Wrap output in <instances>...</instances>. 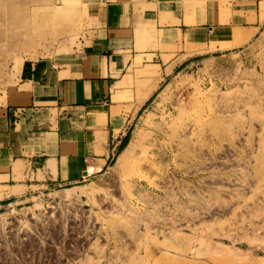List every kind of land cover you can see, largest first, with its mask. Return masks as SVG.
Returning a JSON list of instances; mask_svg holds the SVG:
<instances>
[{"label":"rangeland","instance_id":"obj_1","mask_svg":"<svg viewBox=\"0 0 264 264\" xmlns=\"http://www.w3.org/2000/svg\"><path fill=\"white\" fill-rule=\"evenodd\" d=\"M92 26L78 1L0 0V94ZM203 49L139 112L124 169L121 150L69 199L0 212V264H264V25Z\"/></svg>","mask_w":264,"mask_h":264},{"label":"crops","instance_id":"obj_2","mask_svg":"<svg viewBox=\"0 0 264 264\" xmlns=\"http://www.w3.org/2000/svg\"><path fill=\"white\" fill-rule=\"evenodd\" d=\"M73 1L93 24L79 44L26 60L0 94V212L67 200L104 175L167 79L203 48L237 49L264 25L263 0Z\"/></svg>","mask_w":264,"mask_h":264},{"label":"bare ground","instance_id":"obj_3","mask_svg":"<svg viewBox=\"0 0 264 264\" xmlns=\"http://www.w3.org/2000/svg\"><path fill=\"white\" fill-rule=\"evenodd\" d=\"M71 5V4H70ZM56 17L55 19H61L64 17V15L62 13H55ZM168 88L165 90L167 91ZM135 143H129V145L126 147V149L120 154L119 156V163H120V170L124 169L126 167V164H128L127 162L129 161V159H131L134 151H135ZM71 195V193H68L67 191V195L64 196L65 198L67 197L68 199L70 198L69 196Z\"/></svg>","mask_w":264,"mask_h":264},{"label":"trees","instance_id":"obj_4","mask_svg":"<svg viewBox=\"0 0 264 264\" xmlns=\"http://www.w3.org/2000/svg\"><path fill=\"white\" fill-rule=\"evenodd\" d=\"M129 135L125 138V140L123 141V144H122V146L120 147V149L118 150V152L119 151H121L122 150V152L125 150V148L128 146V144H129ZM122 152H120V154L122 153Z\"/></svg>","mask_w":264,"mask_h":264}]
</instances>
